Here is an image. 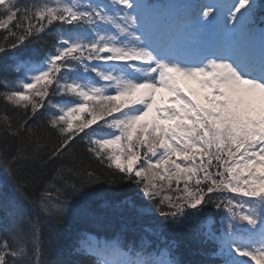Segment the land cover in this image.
<instances>
[{"label": "snow or ice", "instance_id": "obj_1", "mask_svg": "<svg viewBox=\"0 0 264 264\" xmlns=\"http://www.w3.org/2000/svg\"><path fill=\"white\" fill-rule=\"evenodd\" d=\"M175 7L173 24L145 0H0V162L14 181L11 192L0 187V264H77L43 240L45 223L58 227L72 211L69 199L102 182L86 168L69 182L61 164L35 199L25 194L34 177H16L33 157L23 147L9 152L8 142L36 137L41 125L29 122L45 114L61 138L49 160L84 133L87 151L112 170L103 182L138 185L152 207L123 203L139 216L154 208L162 221L144 229L139 245L85 237L69 257L181 264L168 228L214 245L196 264H264V28L259 54L253 39L264 25V0ZM195 29L221 38L193 53L184 34ZM44 36L52 50L43 59L22 55L26 42Z\"/></svg>", "mask_w": 264, "mask_h": 264}, {"label": "trees", "instance_id": "obj_2", "mask_svg": "<svg viewBox=\"0 0 264 264\" xmlns=\"http://www.w3.org/2000/svg\"><path fill=\"white\" fill-rule=\"evenodd\" d=\"M3 33L0 32V35ZM30 44H32L30 42ZM5 105L3 101H0V111H3ZM43 112V109H41ZM11 112V108H9ZM33 128H36V125H41L37 128V136L29 140L25 136L23 139H14L9 141V152H14L16 147H23L27 156L33 157L32 159H23L20 164V170L17 173V179L28 180L32 179V182L26 186L25 194L31 199H35L39 195L40 188L43 186V182L50 177H52L56 169L65 165L64 176L69 182H78L81 178L77 176L76 172H81L83 169H88L89 171H95L97 175L102 176V182L88 185L84 188V192L89 194L95 193L105 198L107 201H111L112 204H120L127 199L134 201L135 204L139 203L142 200V191L140 187L134 183H120L118 185H109L107 182H103L104 175L110 174L111 169H108L106 166L102 165L98 160H96L88 151H87V138L81 139L84 133L75 137L73 141V147L69 152L64 153L62 158H54L49 160L48 156L52 150L60 142V137L57 133L48 127L47 120L44 116H41L35 124L31 121L29 122ZM38 141V142H37ZM3 141H0V147L3 145ZM75 156L76 164L73 163L71 157ZM82 161V163H80ZM78 165V167H77ZM67 168H72V172H68ZM0 173L6 181H8L11 186H13V178L10 177L8 172L5 171V167L2 162H0ZM12 189V188H11ZM11 192V190H10ZM80 197H74L69 199V204L73 205L72 211L65 216L63 221L59 224L58 227H54L51 221H47V218L41 215V222L45 223V228L43 231V240L45 242L51 241L52 248L60 253V258L65 259L69 258L67 255V240L68 235L72 230L80 227H88L95 225V222L100 221L96 216V207H87L82 206ZM88 198L89 197H85ZM31 212V210H30ZM3 216V213L0 212V217ZM129 216V215H127ZM130 217V216H129ZM108 219V217H107ZM107 225V224H106ZM109 225V223H108ZM68 231V233H64ZM182 239V249L184 256L191 257L188 253H192V248L194 247L189 236L183 233ZM54 255L50 259H56Z\"/></svg>", "mask_w": 264, "mask_h": 264}, {"label": "bare ground", "instance_id": "obj_3", "mask_svg": "<svg viewBox=\"0 0 264 264\" xmlns=\"http://www.w3.org/2000/svg\"><path fill=\"white\" fill-rule=\"evenodd\" d=\"M101 225H102V224H101ZM64 233H66V234H67V233H68V231H65ZM68 237H69V236H68Z\"/></svg>", "mask_w": 264, "mask_h": 264}]
</instances>
